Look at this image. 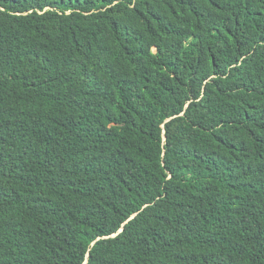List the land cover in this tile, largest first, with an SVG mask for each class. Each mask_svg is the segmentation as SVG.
Masks as SVG:
<instances>
[{"label": "trees", "instance_id": "obj_1", "mask_svg": "<svg viewBox=\"0 0 264 264\" xmlns=\"http://www.w3.org/2000/svg\"><path fill=\"white\" fill-rule=\"evenodd\" d=\"M0 264H264V0H0Z\"/></svg>", "mask_w": 264, "mask_h": 264}]
</instances>
